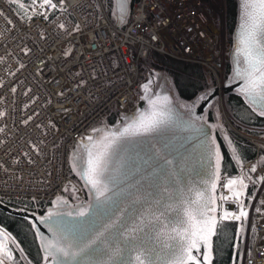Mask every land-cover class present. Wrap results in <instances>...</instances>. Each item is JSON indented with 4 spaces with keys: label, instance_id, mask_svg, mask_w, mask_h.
<instances>
[{
    "label": "built area",
    "instance_id": "built-area-1",
    "mask_svg": "<svg viewBox=\"0 0 264 264\" xmlns=\"http://www.w3.org/2000/svg\"><path fill=\"white\" fill-rule=\"evenodd\" d=\"M11 1L0 0V201L28 210L66 193L74 202L85 200L72 176V150L93 128L109 127L115 113L137 110L143 63L154 54L213 74L222 118L230 122L223 91L230 55L226 0H139L122 30L104 0H37L30 20ZM260 130L236 131L257 154L236 174L222 173L217 191L221 220L246 226L242 264H264ZM242 183L255 190L248 205L238 190Z\"/></svg>",
    "mask_w": 264,
    "mask_h": 264
},
{
    "label": "water",
    "instance_id": "water-1",
    "mask_svg": "<svg viewBox=\"0 0 264 264\" xmlns=\"http://www.w3.org/2000/svg\"><path fill=\"white\" fill-rule=\"evenodd\" d=\"M236 1L230 71L223 91L225 96L241 98L264 118V100L245 91L248 25L244 0ZM114 7L116 27L122 30L132 2L114 0ZM143 65L146 80L137 110L119 114L110 127L93 128L72 150L71 171L86 193L84 201L74 203L58 196L43 214L0 201L2 211L31 224L42 264H179L191 239L180 235L189 229L188 212L200 218L206 239L198 241L199 250H191L194 260L187 264H213L224 154L209 112L219 99V89L212 87L187 101L180 97L168 72ZM147 124L155 126L144 131L142 126ZM100 154L103 172L94 188L86 172L88 161ZM211 218L215 228L209 236ZM89 241L95 242L94 248L81 252ZM50 245L63 248L68 257Z\"/></svg>",
    "mask_w": 264,
    "mask_h": 264
},
{
    "label": "trees",
    "instance_id": "trees-1",
    "mask_svg": "<svg viewBox=\"0 0 264 264\" xmlns=\"http://www.w3.org/2000/svg\"><path fill=\"white\" fill-rule=\"evenodd\" d=\"M34 1L37 0H12L11 5L23 19L30 20L31 18L37 17L30 8V5ZM138 1L139 0H131L132 5ZM104 3L107 6L110 17L115 21L114 0H104ZM226 3L227 31L229 41L231 42L232 33L235 29L237 20V1L226 0ZM153 56V61L149 65L169 73L182 99L187 101L193 100L200 92L212 88L208 83L204 68L200 65L177 61L160 54H154ZM229 68L228 62L227 72L230 71ZM226 104L234 119L240 124L246 125L248 128L264 129V118H260L254 114L251 109L244 104L241 98L234 95L226 96ZM212 109L209 112V117L211 121H215ZM116 116L117 113L112 117L113 121L116 119ZM217 137L224 154L222 173H229L231 175L236 174L242 163L253 160L257 154L255 146L233 131L225 138L218 131ZM238 190L243 197L244 204H250L255 193L254 188L246 183H242L238 186ZM63 196L73 201L70 193H66ZM6 204L14 209H23L17 202H6ZM47 205L48 203L42 204L37 207V209L28 208V210L43 214ZM0 229L4 230L12 238L15 247L12 246L10 250L16 254V256H20L27 264H42V255L36 235L31 224L27 220L9 215L0 209ZM245 230V224L240 221L225 222L220 220L214 238L213 264H235L234 261L239 256L236 250L238 232L241 235V242L243 245ZM254 238L255 235L253 234L252 239Z\"/></svg>",
    "mask_w": 264,
    "mask_h": 264
},
{
    "label": "snow or ice",
    "instance_id": "snow-or-ice-1",
    "mask_svg": "<svg viewBox=\"0 0 264 264\" xmlns=\"http://www.w3.org/2000/svg\"><path fill=\"white\" fill-rule=\"evenodd\" d=\"M47 3H51V0H45ZM245 14L247 17V37H246V55L248 58V69L245 91L253 98L259 97L264 100V0H244ZM258 74V75H257ZM264 115V112H261ZM154 124L143 125L144 131L150 130L154 127ZM91 155V154H90ZM219 158V157H218ZM255 169H253L254 171ZM103 172V154L97 155L95 158L88 161V170L86 177L88 182L95 188L100 184V177ZM236 181H230L229 185L235 184ZM213 189L215 185L212 186ZM84 215V213H81ZM188 224L189 229L186 233H181L183 237L185 235L190 236L188 241V249L184 255L179 259V264H187V261H193L194 257L191 255L193 248L198 249V241L200 239H206L203 236L205 228L200 225V218L188 212ZM241 215H246L245 212H241ZM240 217H235L239 219ZM212 219V229L208 230L209 236L212 234V230L215 228L214 218ZM94 241L86 242L80 249L81 252H87L89 249L94 248ZM50 247L56 248V245H50ZM209 250L211 245L208 243ZM3 249V245L0 244V250ZM65 258L68 257V253L63 248H56ZM73 258L76 253H73ZM0 264H3V260H0Z\"/></svg>",
    "mask_w": 264,
    "mask_h": 264
},
{
    "label": "rangeland",
    "instance_id": "rangeland-1",
    "mask_svg": "<svg viewBox=\"0 0 264 264\" xmlns=\"http://www.w3.org/2000/svg\"><path fill=\"white\" fill-rule=\"evenodd\" d=\"M227 43H229V46L231 49V42L229 41L228 31H227ZM230 49H229V52H230ZM228 55H229V53H228ZM228 62H229V58L227 61V65H228ZM204 72L206 74V77H207V80H208L210 87L216 86V83H215L216 79H214L215 78L214 75L213 74L210 75V73L206 69H204ZM226 73L227 74H225V76H224L225 82L227 80V75L229 73V72H227V66H226ZM224 101H225V106H226V114H227V116L231 122V125L229 124L230 122L227 121V119L225 117L222 118L223 109H222V107L218 101V102H216V104L214 105V107L212 109V111L214 113V117H215V121H212V122L214 123L217 132L219 131L221 133V135L225 138L229 135V133L231 131H233L235 133H237L236 131H238V132L248 131L249 128L246 125H242L234 119L231 111L227 107L225 95H224ZM118 116H116V119L114 121L111 119L112 122H110L109 127L116 122ZM105 127H107V126H105ZM257 129H260V128H257ZM243 130H245V131H243ZM257 133H259V132H257ZM260 135H264V129L260 130ZM72 199H73V197H72ZM72 202H74V201H72ZM245 241L242 245L241 235L238 232V243H237L236 250H237V253L239 254V256L235 259V261H234L235 264H242L243 257H244V250H245ZM0 244L3 245V249L0 250V260H3V264H27L20 256H16V254H14L10 250V248H12V246L15 247V244H14L12 238L2 229H0Z\"/></svg>",
    "mask_w": 264,
    "mask_h": 264
},
{
    "label": "bare ground",
    "instance_id": "bare-ground-1",
    "mask_svg": "<svg viewBox=\"0 0 264 264\" xmlns=\"http://www.w3.org/2000/svg\"><path fill=\"white\" fill-rule=\"evenodd\" d=\"M107 7V6H106ZM116 18V17H115ZM115 20V19H114ZM154 57V56H153ZM178 61V60H177ZM227 66V65H226ZM230 69V68H229ZM228 71V70H227ZM227 74V73H226ZM215 79V78H214ZM225 79V78H224ZM216 83V82H215ZM214 86V85H213ZM220 88V87H219Z\"/></svg>",
    "mask_w": 264,
    "mask_h": 264
}]
</instances>
